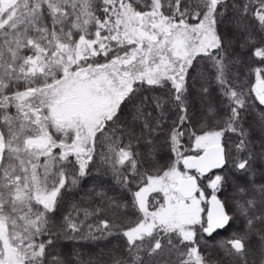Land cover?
Segmentation results:
<instances>
[{
  "label": "snow or ice",
  "instance_id": "6c2138e0",
  "mask_svg": "<svg viewBox=\"0 0 264 264\" xmlns=\"http://www.w3.org/2000/svg\"><path fill=\"white\" fill-rule=\"evenodd\" d=\"M0 264H264V0H0Z\"/></svg>",
  "mask_w": 264,
  "mask_h": 264
}]
</instances>
